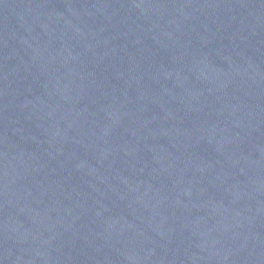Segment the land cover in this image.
I'll use <instances>...</instances> for the list:
<instances>
[{"label":"water","instance_id":"95a60500","mask_svg":"<svg viewBox=\"0 0 264 264\" xmlns=\"http://www.w3.org/2000/svg\"><path fill=\"white\" fill-rule=\"evenodd\" d=\"M0 264H264V0H0Z\"/></svg>","mask_w":264,"mask_h":264}]
</instances>
